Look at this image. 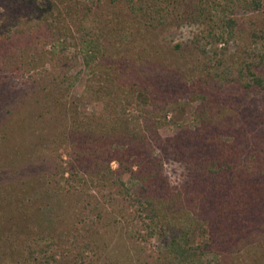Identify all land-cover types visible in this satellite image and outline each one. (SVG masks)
I'll return each mask as SVG.
<instances>
[{"label": "trees", "instance_id": "obj_1", "mask_svg": "<svg viewBox=\"0 0 264 264\" xmlns=\"http://www.w3.org/2000/svg\"><path fill=\"white\" fill-rule=\"evenodd\" d=\"M262 14L264 0H0V109L46 91L0 132V264H103L87 252L112 205L159 234L155 264H264ZM183 24L201 29L161 42ZM181 101L194 124L168 119ZM21 126L39 136L25 145Z\"/></svg>", "mask_w": 264, "mask_h": 264}, {"label": "rangeland", "instance_id": "obj_2", "mask_svg": "<svg viewBox=\"0 0 264 264\" xmlns=\"http://www.w3.org/2000/svg\"><path fill=\"white\" fill-rule=\"evenodd\" d=\"M261 17V19H263L264 14H262ZM200 29L201 26L197 24H183L163 32L159 39L164 44H175L192 38ZM67 69H69L68 71L70 74L79 75L73 92L76 95H80L85 79L90 73L81 57L78 60L72 59ZM18 82L20 83V80ZM20 84L22 85V83ZM35 89L42 91L40 87H35ZM35 89L30 87L23 88L20 90L21 92L19 95L10 100L12 101L10 106L8 103L4 104V108L0 109V132L4 130L5 125L8 123H15L18 119L25 123L30 122L31 119H28V117L31 108L36 106V104L32 102L34 98L31 97ZM45 92L46 91L43 90L42 94L44 95ZM8 107L11 108L12 112L8 111ZM194 108V104L188 101H181L170 111L168 119L175 120L176 122L194 124L195 122L192 119ZM81 109L88 113L94 111V107L87 104H82ZM34 121L39 125L41 124V119H39L38 116L37 120L34 119ZM174 128V125L170 122L160 130V133L162 136L171 135L174 132ZM27 129H29V127H27ZM27 129L21 126L20 129H17L16 133L20 134ZM27 132L28 138L24 141L25 145L30 144L32 139L36 140L39 136L37 133H32L31 130H27ZM14 143L15 142L12 144ZM9 144L10 142H2L0 144V153H6ZM164 171L170 181L175 185L185 184L189 179L187 167L171 156L164 157ZM126 179L129 185L136 184V181L130 179L129 176H126ZM116 207V205L109 207L112 214L109 213V217L104 219L107 225L105 223L103 224V222L99 224L100 231L96 233V237L99 238L98 240L101 247L98 246L94 250H88L87 254L92 256L96 253V256H99V261L103 264L107 261L108 264H155L164 248L159 234L153 239L148 240L145 235L146 229L142 227L141 221L133 219L131 214L124 217L118 212ZM139 229L142 230L140 231L141 233H139ZM198 238L199 236L193 235V240L196 241ZM211 257V255L199 256L193 261L191 259L187 260L186 264H203Z\"/></svg>", "mask_w": 264, "mask_h": 264}]
</instances>
